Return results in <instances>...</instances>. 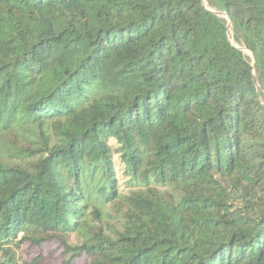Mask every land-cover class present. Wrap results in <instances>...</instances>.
Returning a JSON list of instances; mask_svg holds the SVG:
<instances>
[{
  "label": "trees",
  "instance_id": "obj_1",
  "mask_svg": "<svg viewBox=\"0 0 264 264\" xmlns=\"http://www.w3.org/2000/svg\"><path fill=\"white\" fill-rule=\"evenodd\" d=\"M52 241L264 264V0H0V264Z\"/></svg>",
  "mask_w": 264,
  "mask_h": 264
},
{
  "label": "rangeland",
  "instance_id": "obj_2",
  "mask_svg": "<svg viewBox=\"0 0 264 264\" xmlns=\"http://www.w3.org/2000/svg\"><path fill=\"white\" fill-rule=\"evenodd\" d=\"M21 252L23 255V260L28 264H30L31 260L37 256H42L45 264H63L67 259V257L62 258L61 247L54 241L44 243L40 249L24 245ZM71 264H88V260L85 256H82L79 259H75Z\"/></svg>",
  "mask_w": 264,
  "mask_h": 264
},
{
  "label": "water",
  "instance_id": "obj_3",
  "mask_svg": "<svg viewBox=\"0 0 264 264\" xmlns=\"http://www.w3.org/2000/svg\"><path fill=\"white\" fill-rule=\"evenodd\" d=\"M216 16H219V17H222V18H225L226 21H227V25H226V29H230V31H232V28H231V23H230V20L229 18L227 17V15L223 12H217V11H212ZM236 49H238L239 51H241L243 54H245L246 56H248L251 60H252V66H254V58L252 56V54L250 52H248L246 49L244 48H237L235 47ZM252 76H253V81L256 85V87L258 86L257 85V82H256V79H255V75H254V72H252Z\"/></svg>",
  "mask_w": 264,
  "mask_h": 264
}]
</instances>
